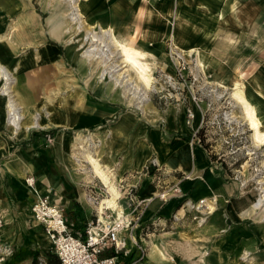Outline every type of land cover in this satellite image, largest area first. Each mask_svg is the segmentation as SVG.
<instances>
[{
    "label": "crops",
    "instance_id": "obj_1",
    "mask_svg": "<svg viewBox=\"0 0 264 264\" xmlns=\"http://www.w3.org/2000/svg\"><path fill=\"white\" fill-rule=\"evenodd\" d=\"M41 1L0 0V36L7 34L15 23L13 38L20 44V49L12 52L0 42V61L17 75L15 88L18 94L22 93L19 96L24 105L32 111L45 93L56 97L48 106L51 116L49 123L43 122L46 127L39 133L26 132L16 141H12L10 130L4 129L7 123L0 112V217L5 222L1 229L5 234L2 237L0 232V240L14 241L17 248L13 257L3 264L17 263L13 260L19 252L27 250L45 255L51 248L43 227L32 218L30 206L34 196L22 177H34L39 193L63 210L75 231L93 218L96 206L90 199L103 200L104 185L92 174L83 175L73 163L75 129L93 130L92 138L101 143L98 160L121 196L130 188L137 198L154 195L156 186L151 176L154 171L149 174L142 171L155 159L164 169L163 184L188 175V179L180 182L183 197L192 202L214 198V214L199 227L201 237L205 236L212 244L202 242V247L210 248L204 264H264L261 225L251 221L253 215L242 217L240 214L251 207L252 194L211 161L201 145L190 142L192 128L199 127L198 115H195L197 122L187 127L182 107L160 113L152 106L146 109L147 115H141L136 108L124 110L123 105L108 101L102 88L77 89L76 72L70 70H75L76 65L75 42H67L66 35L58 41L49 35L46 26L49 6L42 8ZM85 19L89 21L85 27L89 30L99 32L110 27L117 39H136L139 46L155 56L156 64L151 65L153 72L174 73L166 52L171 45L185 61L191 58L199 65L200 60L219 77L222 61L215 55H204L201 49L222 45L215 33L223 31L247 32L254 28L262 35L264 0H88ZM27 42L30 48H26ZM72 64L74 68H70ZM60 69L69 73L59 74ZM78 79L83 80L80 76ZM23 95L30 96L29 101ZM50 130L54 133L49 144L45 134ZM117 203L122 209L124 201L118 198ZM172 204V201L164 203L154 199L142 217V228L136 230L137 238L142 241L146 238L143 232L147 228L146 216L162 207L170 211ZM155 233L147 232V238L150 242L153 238L158 241L164 253L173 258H168L171 264H186L179 254L178 243L194 237L193 231ZM133 253L138 257L135 248L131 252L132 264H154L147 261L148 252L138 260ZM195 253L196 248L190 247L181 255Z\"/></svg>",
    "mask_w": 264,
    "mask_h": 264
},
{
    "label": "rangeland",
    "instance_id": "obj_2",
    "mask_svg": "<svg viewBox=\"0 0 264 264\" xmlns=\"http://www.w3.org/2000/svg\"><path fill=\"white\" fill-rule=\"evenodd\" d=\"M48 1L49 0L41 1L42 8L46 5V3H48ZM33 5L37 8V4L33 3ZM48 17L49 10L46 19ZM58 18L64 21V17L58 16ZM83 24V30H81L80 32L74 31L73 34V36H75V39H78L79 41H81L82 35L86 33L87 28L85 27H87L86 24H89V21H83ZM215 36L217 40L221 41L220 44L222 45L213 47L211 49L203 48L201 49V52L204 53V55L205 53L209 54L210 56L215 55L217 59L222 61V74L219 75V77L214 76L212 71L208 70L209 67L207 68V65H204V71L201 70V66L192 61L191 58L187 59L186 69L183 70V73L185 75L184 81L175 79L169 83L170 85H168L166 84L167 82H164L165 80L163 77L164 74L167 73L151 71V75L154 81L152 88L153 91L147 93L148 100L142 103V109L143 111H145L142 112L138 109L137 111L141 115H147V113H145L146 109H151L152 106L157 112L160 113L168 109L175 111L177 108L179 109V107H182L184 111L187 108H190L194 113V120L195 115H198V120L200 122L199 110L201 109L204 115V122L199 137L201 139L202 147L208 153L209 159L215 162L218 167H222L231 179H234V176H237L238 180L244 183V186L241 188L247 189L248 193L250 192L252 194V200L255 201L259 194L264 193V190L261 191V188L264 187V156L262 155L264 145L262 144L260 146H254L252 144V139L250 137L251 132L248 131L247 127L240 119V104L233 97H231V93L233 92V83L236 81L241 82L244 86L245 95H247L248 97L251 96V100L258 108L259 116L261 118V121L263 122L262 129L264 131V64L262 63V61H264V33H262L261 35L258 30H255L253 28L251 31L247 32L244 31L233 33L223 31L220 33H215ZM80 52L81 50H79L77 45H75V70L70 69L72 73L76 72L77 80L75 87L80 90L106 88L105 85L102 87L95 82L97 71L96 63L88 67L89 74L87 73L80 76L84 81L78 79L79 76L77 63ZM153 59L156 61L155 56H153ZM151 65L155 64L151 63ZM70 66V68H74L73 64ZM63 71L68 72L67 70L60 69L58 73L61 74L63 73ZM189 73L192 74L195 79L191 78V76H189ZM15 77L17 78V81L13 84L14 90H16L15 86L18 82V77L16 74ZM50 90L53 91V89ZM105 97L111 103L123 105L124 110L136 108L134 104L132 105V103L129 102V100H112V94L110 92ZM54 98L56 97L46 93L43 96H40L37 105L33 107L34 109L31 112L36 113L41 111L43 122L49 123L51 115L48 112V106H50V103L54 101ZM197 99L198 102L195 104V100ZM104 101L107 100L104 99ZM230 115L237 120H241L239 124L234 122V119H231ZM193 122L196 123L197 118ZM45 127L46 126H44L43 128L30 129L27 132L32 131L33 133H39L40 131H42L41 129H44ZM4 129L8 131L10 130V127L6 125ZM76 132H79L82 136H91L92 140L90 144L92 148H89L88 150L96 151L95 157L98 158V156L100 155L97 151L98 146L101 143L99 140L92 138L93 136L91 133L93 132V130L75 129L72 133V137L76 136ZM10 135H12V133ZM12 141L15 140L12 139ZM74 142L73 147L75 146ZM74 152L76 151L73 149V154ZM83 164L86 170L90 172V165L86 161H84ZM142 172L145 173L144 168ZM162 182L163 181H160L159 185H161ZM171 183L166 184L168 185ZM170 201L173 202L170 211H165L164 207H162L161 209L156 210L152 212V214H149L145 217L148 222L147 224H145V227L147 228L143 232L147 233L152 231L156 232L155 234H159L163 231L174 233L176 231L184 229L186 231L192 230L195 235L194 237L189 238L188 240L186 239L187 242L181 240V242L178 243V245L180 246L178 250L179 254L182 258H184L183 262L186 264H204L205 256L210 248L202 247V242L211 244V241L205 236L201 237L199 227L201 226L200 224H203L205 222L209 215L205 218L202 217V220L199 219L198 215H196L192 210H189V208L185 204L188 199L183 197V195L180 198L172 196L164 203H168ZM195 216L197 217V219L194 218ZM250 216H252V212ZM250 219L251 221H253V223L261 225L260 235L263 234L262 236L264 237V218L262 217V213H257ZM4 226L5 222L2 228ZM142 243L145 250L144 252L145 254H147L150 239L146 237L144 241H142ZM0 244L8 247L12 251V253L17 252L14 241L6 242L1 240ZM190 247L196 248L197 253L181 255L182 252H186ZM49 252L53 253L52 246ZM19 253L20 255H18V257L13 260L14 262H17L15 264H30L32 262L33 256L36 254L33 252H28L27 250ZM38 254L39 259L43 261L44 254ZM134 254L135 253H133L132 255L135 258ZM165 254L169 259H173L170 258V255H167L166 251ZM11 257H4V259L5 261H7ZM139 258L140 257L138 255V257H136L135 259L137 260Z\"/></svg>",
    "mask_w": 264,
    "mask_h": 264
},
{
    "label": "bare ground",
    "instance_id": "obj_3",
    "mask_svg": "<svg viewBox=\"0 0 264 264\" xmlns=\"http://www.w3.org/2000/svg\"><path fill=\"white\" fill-rule=\"evenodd\" d=\"M87 1L88 0H49L48 3H46L47 6L49 5V17L46 19L48 33L55 40H60L63 35L69 36L67 42L76 43L75 45L81 50L78 59L80 65L78 70L79 76L87 73L89 74L88 67L96 63L97 71L95 82L102 87L105 85L106 88L104 89L106 91L104 95L106 96L110 92L112 94V100H129V102L132 103V105L134 104L136 109L140 111L143 106L142 103L148 100L147 93L153 91L152 88L154 81L151 75V63L156 64V61L153 59L154 55L150 51L139 46L138 42L136 39H133V37L130 39H117L115 33L110 27L101 28L99 29L100 31L98 30L99 32L94 29H86L88 31L82 35L81 41L75 39V36H73L74 31L80 32L83 30V21L86 22L85 3ZM46 5L43 6L44 9L46 8ZM58 16L64 17V21L59 19ZM16 27L17 24L14 23L7 34L0 36V42H4L12 52H16L20 49V44L13 38ZM42 33L43 32L41 31L40 34ZM25 45L26 48H30L29 42L25 43ZM69 50L70 49H68L67 52L70 54L71 52ZM198 63L201 68L205 65L200 60H198ZM16 81L17 78L15 77V73L8 70L0 61V112H2L3 119L5 120L4 122L10 127L13 135L12 139L15 141L19 139L20 135L26 133L28 130L43 128L45 125L42 120L43 116L41 111L32 113L24 105L23 99L19 96L22 93L20 92V94H18L17 90L13 89V84L16 83ZM232 90L231 97L240 104V119L247 127L248 131L251 132L250 137L252 139V144L254 146L264 145V131L262 129L263 122L259 116L257 106L251 100V96L248 97L245 95L244 86L241 82H234ZM14 96H16V99L19 100L21 105L17 104ZM23 96H26L27 101H29L30 96ZM60 118L58 120H60ZM230 118L234 119V122L238 124L241 121L235 119L233 116ZM91 140V136H82L79 132H76L74 138L75 146L73 147L76 152L73 154L75 157V162L73 163L78 165L83 175L90 173L104 185V198L101 202L95 205L98 212L102 213L104 209L110 208L116 211L117 216L120 217L122 210L121 207H119L117 200L120 198L121 193L111 182L107 171H105L103 166L99 163L98 158L95 157L96 151L88 150L89 148H92L90 144ZM262 155L264 156V148L262 150ZM84 161L90 165V172L84 167ZM22 178L24 179V177ZM263 190L264 187L261 188V191ZM251 212L252 215L262 213V217L264 218V193L259 194L256 200L252 202V208L250 207L248 210H245L240 214L241 216H250ZM0 232L3 237L5 234L4 231L0 230ZM163 234H167V232H164ZM151 237L155 236L151 235ZM153 239L154 240L149 243L147 261L154 264H171V261L157 243L158 241L156 242L155 238ZM47 241L51 244L48 238ZM0 253H5L9 257L12 255V252L9 249H0Z\"/></svg>",
    "mask_w": 264,
    "mask_h": 264
},
{
    "label": "built area",
    "instance_id": "obj_4",
    "mask_svg": "<svg viewBox=\"0 0 264 264\" xmlns=\"http://www.w3.org/2000/svg\"><path fill=\"white\" fill-rule=\"evenodd\" d=\"M166 52L171 61L174 73L171 75L164 74V82L170 85L169 83L175 79L184 81L185 75L183 70L186 69L187 62L171 45L167 47ZM189 76L195 79L190 73ZM197 102L198 99L195 100V104ZM199 112V127L192 128L190 142L201 145L199 133L203 127L204 115L201 109ZM185 118V125L192 127L194 113L190 108L185 110ZM45 139L49 143L52 141V137L48 133L45 134ZM144 170L146 174H149L151 170L154 171V174H151L152 181L156 186L154 195L147 198H137L133 192V188H130L119 198V200L122 199L124 201L120 217L117 216L116 211L110 208L104 209L100 213L95 207L93 218L82 223L80 225L81 229L77 231L69 226L63 210L51 203L48 196H43L39 193L35 185L34 177L31 175L24 177L25 186L34 196V201L30 206L32 218L43 227L44 233L51 242L53 253L57 257L59 264H132L130 258L133 248L137 251L140 257L139 259H143L145 250L142 239H138L135 233L137 229L142 228V217L148 206L154 199L166 202L172 196L182 197L180 182L183 179L189 178L188 175H182L171 184L167 185L162 183L159 185L160 181L163 180L164 169L156 163L155 159L147 163ZM234 179L239 181L240 187L244 186V183L238 180L237 176H234ZM90 201L95 206L102 200L91 198ZM185 204L201 220L202 217H207L215 210L214 198L210 200L203 198L196 202L188 200ZM194 218L197 219L196 216ZM3 224V218L0 217V230ZM124 233H127V235L125 236ZM144 236L148 237V234L144 233ZM129 243L132 244V247L129 246ZM0 249L5 250L9 248L0 244ZM4 257L9 256L5 253H0V264L5 262Z\"/></svg>",
    "mask_w": 264,
    "mask_h": 264
},
{
    "label": "trees",
    "instance_id": "obj_5",
    "mask_svg": "<svg viewBox=\"0 0 264 264\" xmlns=\"http://www.w3.org/2000/svg\"><path fill=\"white\" fill-rule=\"evenodd\" d=\"M54 133V130H50L48 132V134H50V136L52 137V134ZM45 133L43 132V135ZM200 134V133H199ZM30 264H59L58 262V259L57 257L53 254V253H50V252H47L45 255H44V260L41 261L39 259V254L36 253L33 258H32V262Z\"/></svg>",
    "mask_w": 264,
    "mask_h": 264
}]
</instances>
